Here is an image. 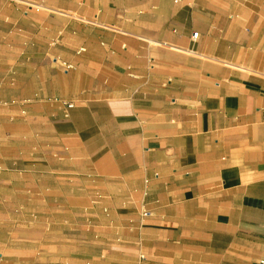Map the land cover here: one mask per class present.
Returning <instances> with one entry per match:
<instances>
[{"label": "crops", "instance_id": "crops-1", "mask_svg": "<svg viewBox=\"0 0 264 264\" xmlns=\"http://www.w3.org/2000/svg\"><path fill=\"white\" fill-rule=\"evenodd\" d=\"M23 1L50 10L0 0V264H262L264 0Z\"/></svg>", "mask_w": 264, "mask_h": 264}, {"label": "rangeland", "instance_id": "rangeland-1", "mask_svg": "<svg viewBox=\"0 0 264 264\" xmlns=\"http://www.w3.org/2000/svg\"><path fill=\"white\" fill-rule=\"evenodd\" d=\"M12 1L19 2V3H25L26 5H28V7L35 8V9L50 10L46 4H37V3H33V2H28V1L27 2H24L23 0H12ZM56 60L57 59H55V61ZM61 62H63V60H61ZM67 65L68 64L66 63L65 64V68L66 69H70L71 68V65H70V67L67 66ZM8 89H9V87H8ZM20 102L21 101H17V100H14V99L0 100V108L3 109V110H0V112H1L0 113V120H2V119H6L7 120V122H8V129L9 130H13L14 127H15V121H16L15 108H16V106H18L19 104H21ZM22 102H23V104H26L29 101H22ZM53 102L60 103L62 105V103L64 102V100H59L57 98H54L53 99ZM66 102H72L73 103V101H66ZM64 105H65V102H64ZM4 110H6V111H4ZM6 112H8L7 115H5ZM10 139L13 140V137L12 138H10V137L8 138V140H10ZM7 230H8V233H6L5 235H2L0 237H5V236L6 237H9L10 236L9 230H14V229H7Z\"/></svg>", "mask_w": 264, "mask_h": 264}, {"label": "built area", "instance_id": "built-area-1", "mask_svg": "<svg viewBox=\"0 0 264 264\" xmlns=\"http://www.w3.org/2000/svg\"><path fill=\"white\" fill-rule=\"evenodd\" d=\"M197 37H198V33H194L193 38H197ZM67 66L70 67V65H67ZM65 106H66V109H70L74 106V104L72 102H65ZM261 263L264 264V260H262Z\"/></svg>", "mask_w": 264, "mask_h": 264}]
</instances>
